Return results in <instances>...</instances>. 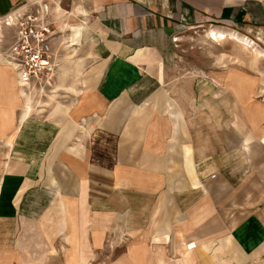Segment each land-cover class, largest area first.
<instances>
[{
	"label": "crops",
	"instance_id": "0c3cea01",
	"mask_svg": "<svg viewBox=\"0 0 264 264\" xmlns=\"http://www.w3.org/2000/svg\"><path fill=\"white\" fill-rule=\"evenodd\" d=\"M26 1L0 0L1 44ZM53 1L52 94L0 58V264H264V71L189 68L174 38L264 37V4Z\"/></svg>",
	"mask_w": 264,
	"mask_h": 264
},
{
	"label": "built area",
	"instance_id": "2783aa9c",
	"mask_svg": "<svg viewBox=\"0 0 264 264\" xmlns=\"http://www.w3.org/2000/svg\"><path fill=\"white\" fill-rule=\"evenodd\" d=\"M53 7L52 0H28L3 20L14 28V35L7 45L0 38V58L15 69L25 87L49 85L58 68Z\"/></svg>",
	"mask_w": 264,
	"mask_h": 264
},
{
	"label": "rangeland",
	"instance_id": "374dc122",
	"mask_svg": "<svg viewBox=\"0 0 264 264\" xmlns=\"http://www.w3.org/2000/svg\"><path fill=\"white\" fill-rule=\"evenodd\" d=\"M260 1L264 4V0ZM261 7L264 9V6ZM207 26L208 25L199 26L197 28L179 26L177 28V35H175L174 38L175 41H177L176 43L178 44V49L180 52V62H182L184 66H187L192 69H197L200 72H209L212 66L216 67L218 65V67L221 68L230 64H238L244 68L251 70L252 72H258L260 68L262 71H264V58H258L260 56H255L253 54V52H255V47L249 48L248 46L242 45L240 43H237L236 41L229 39L213 41L207 36ZM228 29V32L234 31L238 33L239 36H243L253 40L259 46L260 49L264 50V45L257 38L258 36L264 39L261 34L253 32L254 37H252L250 34L245 33L241 31V29H238L236 27H228ZM62 50L63 55L71 54L70 48H65V50ZM62 50H57V53L61 52ZM221 53H229L231 57H234V59H219L220 57H222ZM61 57L63 56L61 55ZM60 64H62V62H60ZM53 89L54 86L52 84L50 86L45 84L42 88L36 86L34 89L37 91L35 97L38 100L46 99L47 95L52 94Z\"/></svg>",
	"mask_w": 264,
	"mask_h": 264
},
{
	"label": "bare ground",
	"instance_id": "6f19581e",
	"mask_svg": "<svg viewBox=\"0 0 264 264\" xmlns=\"http://www.w3.org/2000/svg\"><path fill=\"white\" fill-rule=\"evenodd\" d=\"M221 31V30H220ZM218 32V31H217ZM211 33V32H210ZM208 34V33H207ZM209 35H211V34H209ZM230 36L233 38V39H236L237 41H239L240 43H242V44H244V45H247V46H250V47H257V44L254 42V41H252V40H250V39H247V38H241L238 34H236V33H231L230 34ZM211 37H213L214 39H216V41L217 40H219L218 39V37L219 38H222V39H224V38H226V35L224 34V33H220V34H217V33H215V32H212V36ZM232 40V39H231ZM235 40V41H236ZM236 41V42H237ZM255 49V48H254ZM254 51H256V49L254 50ZM30 107V106H29ZM27 113H28V109H27Z\"/></svg>",
	"mask_w": 264,
	"mask_h": 264
}]
</instances>
